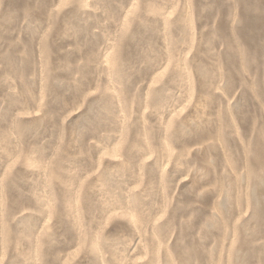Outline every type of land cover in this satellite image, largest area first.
Returning a JSON list of instances; mask_svg holds the SVG:
<instances>
[{
	"label": "rangeland",
	"instance_id": "1",
	"mask_svg": "<svg viewBox=\"0 0 264 264\" xmlns=\"http://www.w3.org/2000/svg\"><path fill=\"white\" fill-rule=\"evenodd\" d=\"M257 19L264 0H0V264H264Z\"/></svg>",
	"mask_w": 264,
	"mask_h": 264
},
{
	"label": "bare ground",
	"instance_id": "2",
	"mask_svg": "<svg viewBox=\"0 0 264 264\" xmlns=\"http://www.w3.org/2000/svg\"><path fill=\"white\" fill-rule=\"evenodd\" d=\"M246 19V18H245ZM257 20H247V28L250 29V32H254L260 35H264V23L263 20L260 19L261 22ZM254 33H252L251 38H255ZM241 35H246L245 31H242ZM258 199V198H257ZM255 204V203H254ZM256 217H259V215L255 214Z\"/></svg>",
	"mask_w": 264,
	"mask_h": 264
}]
</instances>
